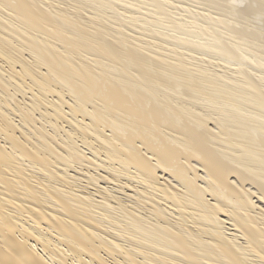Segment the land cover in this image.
<instances>
[{
  "label": "bare ground",
  "instance_id": "bare-ground-1",
  "mask_svg": "<svg viewBox=\"0 0 264 264\" xmlns=\"http://www.w3.org/2000/svg\"><path fill=\"white\" fill-rule=\"evenodd\" d=\"M0 264H264V0H0Z\"/></svg>",
  "mask_w": 264,
  "mask_h": 264
}]
</instances>
